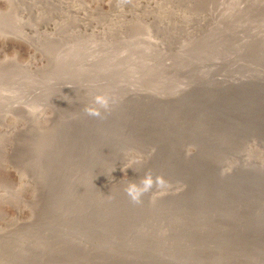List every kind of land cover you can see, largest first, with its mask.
Returning <instances> with one entry per match:
<instances>
[{"label": "rangeland", "instance_id": "1", "mask_svg": "<svg viewBox=\"0 0 264 264\" xmlns=\"http://www.w3.org/2000/svg\"><path fill=\"white\" fill-rule=\"evenodd\" d=\"M0 264H264V0H0Z\"/></svg>", "mask_w": 264, "mask_h": 264}, {"label": "clouds", "instance_id": "2", "mask_svg": "<svg viewBox=\"0 0 264 264\" xmlns=\"http://www.w3.org/2000/svg\"><path fill=\"white\" fill-rule=\"evenodd\" d=\"M93 105L94 106L86 107L84 109L85 112L90 116H99L100 109H107L109 105V99L102 94H97L93 98ZM163 183L164 181L161 177H156L155 179H153L150 174H146L139 180L138 183H128L124 191L132 202H138L140 200V197L153 187V184L160 186L163 185Z\"/></svg>", "mask_w": 264, "mask_h": 264}]
</instances>
